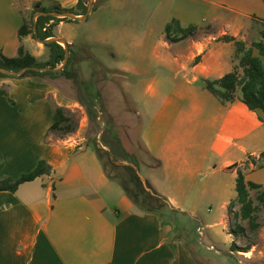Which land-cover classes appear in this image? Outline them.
Instances as JSON below:
<instances>
[{"label": "crops", "instance_id": "obj_1", "mask_svg": "<svg viewBox=\"0 0 264 264\" xmlns=\"http://www.w3.org/2000/svg\"><path fill=\"white\" fill-rule=\"evenodd\" d=\"M23 1L0 0V55L5 58H15L20 47L39 57L29 37L19 40ZM25 1H52L63 9L78 3ZM173 21L197 30L185 39L171 30L170 38L177 41H170L165 30ZM51 27L55 38L72 46L77 62L73 45L79 38L83 50L92 45L144 50L150 43L149 68L154 70L144 69V63L118 70L143 84L139 93L132 88L144 117L140 141L160 162L147 166V182L175 213L200 224V200L222 196L226 229L228 207L236 200L228 189L235 190L237 170L245 182L264 186L263 115L249 110L240 92L233 103L222 105L203 81L219 80L237 65L233 44L223 38L247 46L264 39V0H105L86 21H51L46 28ZM253 55L264 65L257 50ZM55 79H0V90L7 94L0 95V180H17L41 161L51 167L49 175L22 184L15 193L0 192V264H202L204 256L175 234L171 221L140 211L107 177L95 152L81 147L82 139L76 134L62 139L51 131L59 121L55 108L77 107ZM226 235L231 246L234 239ZM212 248L206 249L214 253V264H228Z\"/></svg>", "mask_w": 264, "mask_h": 264}, {"label": "rangeland", "instance_id": "obj_2", "mask_svg": "<svg viewBox=\"0 0 264 264\" xmlns=\"http://www.w3.org/2000/svg\"><path fill=\"white\" fill-rule=\"evenodd\" d=\"M23 18L29 22L32 13V3L23 1L19 3ZM33 19V18H32ZM71 35L78 36L80 32H69ZM130 38V36H127ZM159 34L153 38L157 40ZM30 38V45L32 51L39 54L38 59L46 61L48 59V51L39 41ZM118 39V37H117ZM73 45L75 52L79 55V68L77 71V82L67 80L63 77L55 79V86L65 95L71 97L72 101L77 103V107L72 109H65V116L70 120L69 127L63 125V131L60 133L62 139L67 138L68 135L76 134L78 139H82L81 147L84 149H91L95 152L103 167L108 163L114 165H129L124 159L119 156H114L113 151L108 145L110 140L108 137V130L116 133L124 150L131 155L137 156L139 166H133L134 170L141 178L144 187L147 186L149 177V168L145 160L147 158L143 154L140 141V129L143 126L144 117L140 116L139 105L134 103L133 87L136 86V91L139 93L143 84L138 83V78L131 75H123L118 72L121 65L143 64L146 70L149 68L151 59L150 43L144 50H133L128 47L120 45V49L116 51L112 47H101L92 45L84 50L81 45L83 41L80 38ZM40 43L42 46H37L35 43ZM81 44V45H80ZM64 48L63 44H59ZM235 60V58H234ZM238 61L235 60V63ZM81 63V67H80ZM76 64V65H78ZM59 67V66H58ZM47 80V79H46ZM52 81V80H51ZM131 85L130 89L126 85ZM131 90V92H130ZM256 112V111H255ZM71 128L70 132H67ZM106 145V146H105ZM95 147L107 152L108 155L102 154L98 156ZM155 168V167H154ZM157 170V169H155ZM158 171V170H157ZM120 186L118 179L112 180ZM231 195L236 196L234 189H228ZM255 204H257L256 193L251 192ZM222 196L213 198L206 196L200 200L199 203V217L204 221L200 224L198 221L191 219L189 216L182 213H175L169 216V220L175 227V234L181 235L186 241L192 244V249L196 251L199 261L202 264H214L210 257H214V253L208 251L206 248L213 246L214 251L221 252V255L226 258L228 264H264V211L259 213V223L261 225L258 233H251L247 222H242V225L247 229L245 236L238 235L234 242L239 248L249 247L251 250L247 253L238 254V256H228L224 253L229 248L227 235L231 229L234 228L233 216H229V222L224 228L223 216L226 211L220 208ZM239 208L235 207L233 213L238 212ZM217 226L209 229V225ZM201 230L205 233V238H201L199 233ZM215 232L216 235L213 240L209 234ZM199 243L202 247L199 246ZM228 251V252H229Z\"/></svg>", "mask_w": 264, "mask_h": 264}, {"label": "trees", "instance_id": "obj_3", "mask_svg": "<svg viewBox=\"0 0 264 264\" xmlns=\"http://www.w3.org/2000/svg\"><path fill=\"white\" fill-rule=\"evenodd\" d=\"M105 0H94L93 10L94 12L98 6ZM88 0H78V3L73 9H63L56 2L49 1L46 4L44 2L33 3V10L31 13L30 21L27 22L23 18L22 26L19 30V40L31 37L36 41H44L50 39L53 36L52 27L46 28L49 22L61 23H78L68 19H57L53 17H39L37 19L36 28L37 35L34 34L32 18L37 12H60V13H72L74 15H83L87 10ZM173 30L175 33L181 35L182 39L194 35L197 28L190 26L187 29H182L177 21H173L167 25L165 30L166 38L170 41H177L170 38V32ZM223 41L232 43L235 48V60L237 65L233 71L226 74L219 80H204L203 86L213 97H215L222 105L233 103L237 99V93H241V100L246 107L251 111H261V122L264 124V65L260 58L253 55L257 50L259 56L264 59V39L258 43H252L247 46L244 42L237 41L234 38H223ZM42 43V42H41ZM45 49L48 51V59L46 61L34 57L30 52L26 51L23 47H20L18 54L15 58H5L0 55V68L8 71L17 72L23 68H57L63 62L65 50L57 43H42ZM69 48V60L63 71L53 73L46 72H34L28 71L22 77L9 78L0 74V79H21L23 77H31L36 79H55L56 77H63L67 80L77 82V71L75 70V53L72 50V46ZM79 61V60H78ZM1 96H6L4 90H0ZM55 113L59 116V121L52 127L51 131L61 133L63 131V125L69 127L70 120L65 116V109L55 108ZM71 128L67 130L70 132ZM108 137L110 140V147L114 156H119L129 165H114L108 163L104 168L107 177L111 180L118 179L120 185L133 204L142 212L157 214L162 220L170 221L169 216L175 214L171 209L167 199L159 195L152 186L147 182V186L144 187L140 177L134 170L133 166L138 167L137 156L128 154L116 133L112 130H108ZM106 146V145H105ZM144 156L147 158V166L159 167L160 162L148 154L144 146H141ZM95 151L98 156L108 155L107 152L95 147ZM51 167L44 161L37 164L35 169L27 174L22 175L17 180L11 178H5L0 180V192L15 193L19 186L24 183L32 182L37 178L44 175H49ZM264 186L257 185L251 182H245L243 173L240 169L237 170V177L235 183L236 200L231 202L228 207V215L233 216L234 228L229 231L235 239L238 235L245 236L247 229L242 225V222H247L249 231L251 233H258L261 225L259 223V213L264 211ZM251 192L256 193L257 204H255L251 197ZM238 207L239 210L233 213V209ZM251 250L249 247L239 248L235 242L230 246V253L233 256H238L239 253H247Z\"/></svg>", "mask_w": 264, "mask_h": 264}, {"label": "water", "instance_id": "obj_4", "mask_svg": "<svg viewBox=\"0 0 264 264\" xmlns=\"http://www.w3.org/2000/svg\"><path fill=\"white\" fill-rule=\"evenodd\" d=\"M93 5H94V0H88L87 3V10L86 13L83 15H74L72 13H60V12H37L34 14L33 16V30H34V34L37 35V28H36V23H37V19L39 17H53V18H57V19H68V20H72L75 22H83L86 21L89 16L92 13L93 10ZM42 43H57V44H63L64 45V50H65V55L63 58V62L62 64L57 67V68H50V67H45V68H32V67H27V68H23L17 72H12V71H8L6 69L0 68V74L7 76L9 78H17V77H22L26 74V72L28 71H34V72H46V71H50L53 73H58L64 70V68L66 67L68 60H69V48H68V44L67 42L62 39V38H55L52 37L50 39L41 41ZM141 179V178H140ZM142 181V180H141ZM143 183V182H142Z\"/></svg>", "mask_w": 264, "mask_h": 264}, {"label": "built area", "instance_id": "obj_5", "mask_svg": "<svg viewBox=\"0 0 264 264\" xmlns=\"http://www.w3.org/2000/svg\"><path fill=\"white\" fill-rule=\"evenodd\" d=\"M200 231V230H199ZM213 249V248H212Z\"/></svg>", "mask_w": 264, "mask_h": 264}]
</instances>
